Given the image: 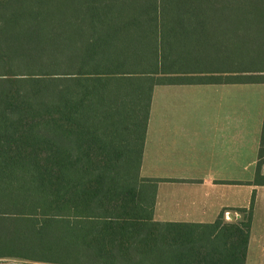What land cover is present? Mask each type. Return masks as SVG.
I'll use <instances>...</instances> for the list:
<instances>
[{"label": "trees", "instance_id": "obj_1", "mask_svg": "<svg viewBox=\"0 0 264 264\" xmlns=\"http://www.w3.org/2000/svg\"><path fill=\"white\" fill-rule=\"evenodd\" d=\"M156 75L264 82V0H0V260L102 264L134 237L147 247ZM250 219L218 218L205 243L180 234L179 252L244 264Z\"/></svg>", "mask_w": 264, "mask_h": 264}, {"label": "crops", "instance_id": "obj_2", "mask_svg": "<svg viewBox=\"0 0 264 264\" xmlns=\"http://www.w3.org/2000/svg\"><path fill=\"white\" fill-rule=\"evenodd\" d=\"M160 77L151 88L139 168L149 179L142 189L150 192L152 210L137 226L141 235L148 233L149 243L144 249L136 242L143 236L134 237L102 264H186L189 258L177 246L180 234L195 233L205 243L218 218L219 227L240 224L249 209L244 264L253 259L264 264V82H162Z\"/></svg>", "mask_w": 264, "mask_h": 264}, {"label": "rangeland", "instance_id": "obj_3", "mask_svg": "<svg viewBox=\"0 0 264 264\" xmlns=\"http://www.w3.org/2000/svg\"><path fill=\"white\" fill-rule=\"evenodd\" d=\"M6 262L7 261L5 259H1L0 260V264H6ZM250 264H260V263H258L257 261H255V259H253V260L250 261Z\"/></svg>", "mask_w": 264, "mask_h": 264}]
</instances>
